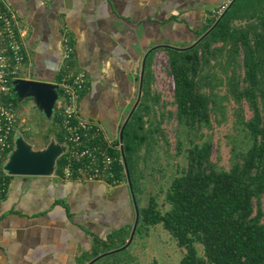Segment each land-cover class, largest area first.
I'll return each instance as SVG.
<instances>
[{"label":"trees","instance_id":"1","mask_svg":"<svg viewBox=\"0 0 264 264\" xmlns=\"http://www.w3.org/2000/svg\"><path fill=\"white\" fill-rule=\"evenodd\" d=\"M216 22L214 29L191 48L160 46L149 54L144 97L125 127L123 162L117 163L115 172L119 180H126V166L129 169L140 211L136 232L162 224L185 249L181 264H264V0H232L220 16L209 19L199 37ZM159 50L169 57L175 83L177 127L173 156L183 155L186 165L177 164L176 174L165 190L166 207L156 195L142 207L132 171L142 176L140 160H147L159 144L156 133L168 143L164 144L165 151L171 156L161 127L166 114L155 109L159 95L152 96L151 92V65ZM148 99H154V103ZM225 100L235 102L236 129L241 135L229 169L213 160V140L204 132L213 128V117L217 122L225 118ZM245 105L251 111L250 117L246 116ZM53 121L55 137L68 144L57 112ZM119 143L118 139L116 144ZM111 153L123 156L122 149H111ZM63 158L58 161L57 173ZM11 177L6 173L7 181ZM139 189L141 197L140 185ZM5 196L6 193L0 199ZM118 238V234L96 238L92 256H86L82 264L126 243L124 240L115 246L113 241ZM197 244L203 247L202 255Z\"/></svg>","mask_w":264,"mask_h":264},{"label":"crops","instance_id":"2","mask_svg":"<svg viewBox=\"0 0 264 264\" xmlns=\"http://www.w3.org/2000/svg\"><path fill=\"white\" fill-rule=\"evenodd\" d=\"M7 2L25 30L30 54L22 77L60 85L67 74L63 42L69 37L75 49L70 65L87 78L79 114L99 121L116 144L139 94L145 55L160 46L191 45L224 0ZM8 183L0 199V264H82L92 256L96 238L118 234L121 243L133 228L128 179L113 185L57 175L12 176Z\"/></svg>","mask_w":264,"mask_h":264},{"label":"rangeland","instance_id":"3","mask_svg":"<svg viewBox=\"0 0 264 264\" xmlns=\"http://www.w3.org/2000/svg\"><path fill=\"white\" fill-rule=\"evenodd\" d=\"M151 68L154 76L151 92L152 96L159 95L160 102L155 105V109L158 112L166 114L161 127L164 129L165 136L170 144L169 152L171 156L166 154L165 151L166 146L164 144L167 145L168 143L159 133H156L155 136L159 140V144L151 151L147 160L143 158L140 160L139 168L143 172L142 176H139V171L133 170L132 177L142 207L148 205L150 197L153 195H156L159 203L163 204V207H166L164 201L165 190L168 188L174 174H176L178 162L183 167L186 165V160L183 155L177 156V158L173 156L176 149L177 127V121L174 117L176 111L174 104L175 83L169 67V57L165 51L159 50L156 52ZM222 93L223 91H221ZM143 97L144 94L142 92L139 105H141ZM18 98L17 93H14L11 99V104L17 111L20 119L23 120L21 124L24 125L17 132L22 134L26 140L33 143L36 148L45 146L49 142L48 139L50 140L51 137L55 136V123L53 121L55 110L47 114L45 111L40 110L32 100L26 99L19 102ZM148 100L150 104L154 103V99ZM223 105L226 107L225 118L221 122H217L214 119L215 117H213V128H206L204 132L213 140V160L220 167L229 169L233 162L234 146H237L236 143L240 140L241 135L238 129H236L235 102L225 100L223 101ZM170 112L173 115H170ZM245 113L247 117L251 116V111L247 105H245ZM23 127L27 129L25 130ZM145 152L146 150L143 149L142 154H145ZM140 181L141 183L139 184ZM139 185L143 189L141 197ZM262 203L264 207V196ZM131 232L132 229L124 236V238L127 237V241L130 238ZM113 244L117 246L120 244V241H113ZM197 248L199 254L202 255V245L197 244ZM184 254L185 249L178 245L176 239L162 224H157L150 226L148 229L138 230L127 248L105 255L97 260L95 264H151L154 261L158 263L181 264Z\"/></svg>","mask_w":264,"mask_h":264},{"label":"built area","instance_id":"4","mask_svg":"<svg viewBox=\"0 0 264 264\" xmlns=\"http://www.w3.org/2000/svg\"><path fill=\"white\" fill-rule=\"evenodd\" d=\"M230 2L224 0L213 15L220 16ZM63 45L67 74L60 84L55 112L61 118V129L69 140V148L56 175L63 179L107 181L116 185L121 180L116 176L115 167L123 162V156L112 155L111 149H122V144L113 143L99 121L79 114L81 94L87 87L86 73L73 70L70 65L75 49L69 37L64 38ZM29 59L25 30L19 17L7 0H0V197L9 185L4 164L23 121L11 104L14 81L29 71Z\"/></svg>","mask_w":264,"mask_h":264},{"label":"water","instance_id":"5","mask_svg":"<svg viewBox=\"0 0 264 264\" xmlns=\"http://www.w3.org/2000/svg\"><path fill=\"white\" fill-rule=\"evenodd\" d=\"M217 22L211 26L204 34H202L195 42L191 45L186 47H177L171 46L173 48L178 49H187L197 45L206 35H208L216 26ZM150 52L145 55L143 60L142 69H141V76H140V85H139V94L137 100L132 107L129 115L127 116L126 120L122 124V127L119 132V139L121 144L123 145L124 140V130L125 127L130 120L134 110L138 107L141 101V94L143 89V82H144V75H145V62ZM60 85L52 82L47 81H40L34 80L29 78H18L14 81L13 90L18 95L19 102L23 100L30 99L32 100L36 106L45 111L47 114H50L52 111L55 110L56 102L59 97V90ZM53 115V114H51ZM69 145L67 143L60 142L55 136L51 137L49 142L41 147L36 148L35 145L25 137L20 134L19 132L16 133L15 140H14V148L10 152L5 164H4V171L11 175V176H44V177H52L56 175L57 168H58V161L59 159L65 155L68 151ZM122 155L123 147H122ZM126 174L128 183L131 189V194L134 202V207L136 210V218L132 228V232L130 235L129 240L120 248L102 253L95 258H93L87 264H93L101 257L121 251L127 248L131 242L133 241L134 235L136 233L139 219H140V211L139 206L135 197V193L133 190V184L130 178L129 169L126 166Z\"/></svg>","mask_w":264,"mask_h":264}]
</instances>
